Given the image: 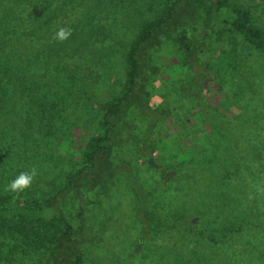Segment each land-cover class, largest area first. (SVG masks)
<instances>
[{
  "label": "rangeland",
  "instance_id": "374dc122",
  "mask_svg": "<svg viewBox=\"0 0 264 264\" xmlns=\"http://www.w3.org/2000/svg\"><path fill=\"white\" fill-rule=\"evenodd\" d=\"M169 2L28 1L26 13L44 29L48 55L29 70L21 97L31 101L20 102L8 125L11 139L0 145L1 208L43 203L83 166L85 143L126 85L129 46L145 23L164 16ZM229 2L264 25V0ZM209 4L194 0L191 21L176 6L156 31L157 42L139 48L137 87L130 106L113 120L109 155L97 158L74 188L51 201L70 225L69 242L34 251L31 238L14 235L1 250L0 264H71L77 257L78 264H264V195L255 192L264 185L239 168L229 132L206 119H229L237 138H254L258 129L238 113L233 92H264V51L226 33L222 22L228 17L213 13ZM61 26L72 29L62 43L52 39ZM185 33L195 37L202 56H214H183L176 38ZM144 99L153 121L141 116ZM151 121L145 147L155 150L148 162L135 146ZM33 166L38 175L30 188L5 191ZM131 177L141 202L157 209L167 227L148 215V230H140Z\"/></svg>",
  "mask_w": 264,
  "mask_h": 264
},
{
  "label": "trees",
  "instance_id": "16d2710c",
  "mask_svg": "<svg viewBox=\"0 0 264 264\" xmlns=\"http://www.w3.org/2000/svg\"><path fill=\"white\" fill-rule=\"evenodd\" d=\"M28 1L0 0V145L11 139L8 137L10 134L8 125L16 117L14 113L17 111L16 109L19 107L20 102L31 101L30 98L21 97V92L26 90L21 91V88L27 87L24 81L31 76L29 70L35 69L33 67L38 62L44 61L45 56L48 55L43 48L44 45L40 33L44 32V29H40L36 25L35 21L37 19L30 17L26 13ZM178 5L184 7L187 19L189 21L193 20L195 13L194 0H170L164 16L154 22L145 23L129 46L125 56V64L127 66L126 85L120 97L105 106L101 123L85 143L81 152L83 166L76 173L68 176V180L62 184L56 195L41 204H32L31 206L15 204L9 208L0 207V241L4 237L1 242L6 244L0 245V254H4L1 250L7 248V244L9 245L8 241L16 239L15 236L18 234L22 235L25 240L32 239L31 243L35 249L34 251L46 246L55 249L63 242H69L70 225L59 208L57 210L51 201H57V197H60V195L62 197L65 196L69 190L74 188L77 178L90 171L97 158L109 155L113 144L112 134L117 127L113 120L130 106V99L137 87L139 75L138 50L151 40L157 42L155 37L158 32L156 31L173 16V12ZM209 5L213 13L223 14L228 17L229 21L224 20L222 22L226 33L239 37L241 40L252 44L256 49L264 51V25L253 23L245 9L230 4L229 0H210ZM204 25H201V27ZM176 43L180 53L185 57L187 56V59L193 56L197 59L202 54V51H197L198 47L195 37L187 35V33L178 36ZM211 56H214V54H203L202 58L209 59ZM50 63L53 64V61L50 60ZM242 84L243 81L240 79L239 85ZM40 87L41 85L39 84L37 89L35 88V91H33H38ZM46 89L44 88L42 91H46ZM233 93L239 96L238 103H234L237 106L238 113L247 119L253 120V124L258 129L254 138L247 140L243 135L237 138L239 131L236 128L234 130L231 128L233 123L229 119L217 120L208 116H206V119L220 132H229V135L233 137V150L239 168L242 171L247 170L250 178L254 177L256 181L264 185V92L260 95L253 94L251 97L249 93L237 87V90ZM139 110L141 116L152 121L155 119V115L153 116L147 108L145 99L142 101ZM246 113L251 116L246 115ZM152 121L146 128L147 130L142 131V138L136 142L135 146L138 155L140 154L148 162H150L151 155L155 150V147L151 144L148 149L145 147V141L151 134ZM130 181L137 200L135 214L138 218L140 230L144 232L148 230V215L162 226L167 227L157 209H150L141 202L138 195V187L140 186L137 181L133 177L130 178ZM146 197L150 200L149 195ZM232 251L233 253L235 252L234 249ZM234 254L237 255L236 253ZM78 260L79 257L73 262H68L78 264ZM237 264L239 263L237 262Z\"/></svg>",
  "mask_w": 264,
  "mask_h": 264
},
{
  "label": "clouds",
  "instance_id": "9594fccd",
  "mask_svg": "<svg viewBox=\"0 0 264 264\" xmlns=\"http://www.w3.org/2000/svg\"><path fill=\"white\" fill-rule=\"evenodd\" d=\"M72 35V29L69 27H58L52 39L58 42H64L68 40ZM38 175V170L33 166L28 171H24L18 174L13 180H11L7 185H5V191L20 194L30 188ZM255 192L260 195H264V186H256ZM253 196L250 194L249 199H252Z\"/></svg>",
  "mask_w": 264,
  "mask_h": 264
}]
</instances>
